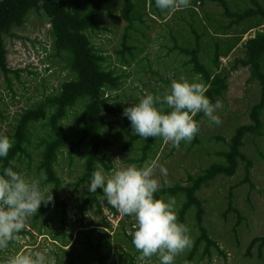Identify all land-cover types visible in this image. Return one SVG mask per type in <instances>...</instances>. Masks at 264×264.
Returning a JSON list of instances; mask_svg holds the SVG:
<instances>
[{"label":"rangeland","instance_id":"374dc122","mask_svg":"<svg viewBox=\"0 0 264 264\" xmlns=\"http://www.w3.org/2000/svg\"><path fill=\"white\" fill-rule=\"evenodd\" d=\"M203 1L202 8L190 3L182 10H159L163 20L156 15L154 22L146 18V26L141 27L144 35L130 32L133 38L131 44L138 49L132 58L126 53L122 58L116 52L121 48L123 22L115 28L110 25L108 30L90 33L92 43L106 57V67L122 74L119 89L110 93L111 104L117 112L113 116H103L104 132L111 141V147L105 153L110 169H100L106 175L114 169L137 166L135 159L139 156L141 144L125 148L128 134L134 132L122 114L123 109L138 103L149 93L163 96L170 90L171 82L180 77L189 81L199 78L190 72L187 58L174 50V46L193 48L195 31L202 36L199 58L202 63L208 64L213 43L217 42L225 48V37L233 36L232 31L225 35L218 28V25L229 24V19L221 17L217 3ZM245 6L248 5L242 4V8ZM150 8H153L151 0H146V9ZM115 11L118 14L117 9ZM205 17H209L210 21ZM257 30H264V24ZM255 31L244 34L238 45L220 59V68L228 70L226 91L216 99L223 106L217 112L221 123L210 124L203 115L198 133L190 142L182 141L178 147H172L161 137L155 140L149 161L155 160L167 170L163 176L159 169L155 170L160 187L176 183L184 185L188 174L197 175L210 163L218 162L216 153L226 149L225 142L234 129L250 122L248 113L259 99V85L255 80L250 81L247 68L235 61L243 57V42ZM4 43L7 64L13 72L6 77L0 73V135L9 136L17 114L33 107L43 96L56 93L59 85L70 79L71 74L60 57H50L52 37L49 19L43 12H30L21 27L4 36ZM77 114L78 109H73L62 121L68 134V146L76 142ZM35 131L40 133L41 129L35 127ZM67 149L63 150L57 167L62 180L60 198L67 206L64 225L61 223V210L48 209L41 204L35 215L26 218L17 239L0 250V264H8L12 256L28 251H47L54 264H97V254L90 246L98 249L103 264H159L158 256L142 258L134 248V216H121L116 208L109 209L102 203L99 212L88 205L79 210L86 189V184L75 185L81 172V152L75 150L69 157ZM241 151L251 161L248 181L244 180L245 163L240 162L232 177L218 176L197 194L205 210L203 226L219 250L209 248L206 251L202 242L192 257L187 259L190 247L175 257L174 264H264V242L256 241L249 247L254 238L264 236V133L256 138L246 136ZM36 165L37 158L32 154L30 161L21 158L14 161L12 167L31 178L40 176ZM42 186L49 189L46 185ZM174 198L177 211L182 199ZM185 225L193 244L198 232L191 212L185 217Z\"/></svg>","mask_w":264,"mask_h":264},{"label":"trees","instance_id":"16d2710c","mask_svg":"<svg viewBox=\"0 0 264 264\" xmlns=\"http://www.w3.org/2000/svg\"><path fill=\"white\" fill-rule=\"evenodd\" d=\"M212 1V0H211ZM221 9V17L229 19V24L218 25L222 34L232 31V37H225V48L213 43L209 63L204 64L199 58L202 52L200 42L202 36L194 31V47L174 50L187 58L191 73L207 87L205 95L211 102L221 97L227 88V71L220 68L221 57H226L242 36L251 30L254 35L243 42V57L235 63L247 68L249 80L257 81L259 99L248 113L249 123L237 126L230 138L225 142L226 149L216 153L218 162H212L197 175L188 174L184 185L176 183L173 186L162 185L154 197L181 198L177 210V220L185 225V217L191 212L194 217V227L198 234L189 250L187 259L192 257L200 243L205 244V250H219L217 243L208 236L203 226L205 210L198 192L218 176L232 177L240 162L245 163L244 180H249L251 161L247 159L241 148L246 136L260 137L264 133V30L257 28L264 24V0H213ZM195 7L202 8L203 0H191ZM154 8L146 9V0H0V73L5 77L13 70L7 64V51L4 36L14 28L21 27L30 12H43L49 19L50 35L53 51L50 57H60L71 78L59 85L56 93L43 96L33 107L17 114L15 124L9 137L13 139L8 155L0 159V168L12 167L14 161L21 158L31 160L32 154L37 158L36 171L46 179L42 185L49 187L54 203L45 205L48 209H59L62 212L61 223L64 225L67 206L60 197L62 180L58 176L57 167L63 150L67 149L70 157L73 151L81 152V172L76 180V186L87 185L93 171L103 169L108 171L109 158L105 154L111 147L109 136L104 132V114L115 115L116 109L110 103V93L119 89L122 74L114 68L106 67V57L98 50L90 39V33L108 30L107 26H117L123 22L124 29L120 40V49L116 52L124 58V54L132 58L137 53V47L132 45L134 34H143L146 18L153 21L154 16L164 19L159 9L151 0ZM232 5L234 10L231 9ZM242 4H247L242 8ZM117 9L118 14H116ZM210 21L209 17H205ZM154 22V21H153ZM235 28V29H234ZM237 29V30H236ZM126 64V62H124ZM78 109V129L76 142L68 146V134L62 121L73 109ZM203 113H197L194 120L200 123ZM39 127L41 132L35 131ZM157 137L143 139L135 133L128 134L125 148L140 143L139 156L135 159L137 166L149 161L154 150ZM195 139V138H194ZM77 151V152H78ZM98 188L96 193H90L87 188L79 206L82 211L86 205L100 211L101 203L112 209ZM179 196V197H178ZM105 224V223H104ZM106 225V224H105ZM256 241L264 242V236L254 238L249 247ZM97 254V264H103L102 257L96 247L90 246Z\"/></svg>","mask_w":264,"mask_h":264},{"label":"clouds","instance_id":"9594fccd","mask_svg":"<svg viewBox=\"0 0 264 264\" xmlns=\"http://www.w3.org/2000/svg\"><path fill=\"white\" fill-rule=\"evenodd\" d=\"M157 9L182 10L190 0H154ZM207 87L199 79L189 81L184 77L174 80L163 96L151 93L138 103L123 109L131 130L139 137H161L178 147L183 141L190 142L199 131L194 117L203 113L210 124L221 123L219 100L211 102L205 95ZM111 103V102H110ZM13 139L0 135V159L8 155ZM166 175L167 170L152 160L141 166L128 165L114 169L109 175L103 170L93 171L86 185L87 191L96 193L99 188L107 203L116 208L121 216H134L135 230L132 244L142 258L158 256L159 264H174L175 257L191 247L189 229L177 220L176 200L156 198L160 183L155 170ZM46 177H25L13 167L0 168V250L6 249L17 239L25 226V220L35 215L41 204H53L50 189L42 182ZM8 264H54L47 251L21 252L12 256Z\"/></svg>","mask_w":264,"mask_h":264}]
</instances>
